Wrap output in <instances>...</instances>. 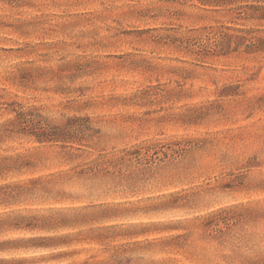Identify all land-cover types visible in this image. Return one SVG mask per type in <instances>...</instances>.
Wrapping results in <instances>:
<instances>
[{"label": "rangeland", "instance_id": "obj_1", "mask_svg": "<svg viewBox=\"0 0 264 264\" xmlns=\"http://www.w3.org/2000/svg\"><path fill=\"white\" fill-rule=\"evenodd\" d=\"M219 9L198 0H0V60L15 61L14 73L0 75V115L13 113L24 98L46 89L37 83L44 70L34 66L36 58L43 60L52 50L72 44L97 49L87 56L81 53L74 66L96 77V107L117 122L139 127L133 109L149 92L161 96L160 112L169 101L183 108L178 117L160 121L175 139L141 141L130 152L144 154L157 168L130 181L92 176L93 206L42 187L54 169L40 166L36 149L52 143L29 135L0 143V156L18 157L19 166L0 176V185H6L0 190V218L22 216V224H51L47 229L4 228L0 241L40 236L54 244L9 248L0 252L6 260L0 264H19L21 259V264H104V253L127 251L128 240L159 242L157 255L164 264H200L205 257L185 231L184 221L195 210L180 199L183 181L202 168L228 167L229 159L239 163L228 167L225 207L219 214L230 222L258 218L256 208L245 202L264 201L259 173L264 160V103L259 100L264 95V52L221 55L213 47H198L194 41L206 39L203 34L215 27L203 21ZM226 26L235 24L219 27ZM101 30L111 32V40L95 39ZM72 36L92 39L83 45ZM130 41L135 50H129ZM177 76L186 86L177 80L176 88L168 89V77ZM146 80L147 88L134 90ZM156 111L146 109L145 115ZM241 168L256 170L255 180L250 182ZM109 169L122 176L118 165ZM63 190L87 191L80 183L64 184Z\"/></svg>", "mask_w": 264, "mask_h": 264}, {"label": "clouds", "instance_id": "obj_2", "mask_svg": "<svg viewBox=\"0 0 264 264\" xmlns=\"http://www.w3.org/2000/svg\"><path fill=\"white\" fill-rule=\"evenodd\" d=\"M248 2L249 0H231L219 11H210L203 23L214 24L215 27L203 34L206 39L194 41L197 46L215 47L223 36L219 26L229 23L240 24L244 28H259L264 33V21H244L237 18V13L246 11L245 5ZM260 3L264 4V0H260ZM71 39L87 45L92 37L77 39L72 36ZM95 39L108 42L111 40V32L101 30ZM129 43L132 45L129 50H135V42ZM96 51L97 49L90 47L77 49L72 44L52 50L43 60L36 58L34 66L38 65L44 70L37 83L47 87L29 98H24L20 109L29 123L36 128H62L70 137L66 144L57 142L37 147L36 151L41 155L40 166L54 169L42 187L54 194L59 192L75 200H86L89 206L96 204L91 187L92 176L130 181L148 168H157L156 165L147 163V156L144 154L136 157L130 155V152L140 147L141 141L175 139L167 135L166 125L160 121L178 117L183 111V108L171 101L164 104V112L158 111L162 103L161 96L151 92L141 97L138 106L133 109L139 127L126 126L100 111L96 107L99 99L96 77L85 75L83 71L77 72L74 66L81 53L87 56L89 52L94 54ZM14 64L15 61L10 58L0 60V75L14 73ZM173 64L174 62L166 64L165 67ZM199 74L203 78L204 71L200 70ZM168 80L171 81L165 85L168 89H175L177 80L181 86H186L179 76L168 77ZM149 82L146 80L139 83L134 90L147 88ZM146 109L157 111L146 116ZM29 112L31 115H28ZM13 116L14 113L0 115V138L5 137L4 127ZM78 119L83 122L70 123ZM73 144H77V147H73ZM238 163L231 159L226 161L228 167ZM260 163L261 187H264V160ZM109 165H118L122 176H113ZM228 167L215 170L202 168L200 174L189 175L183 181L186 186L180 199L183 205L195 210L194 215L184 221L185 231L190 237L189 243L195 244L205 257L200 264H264V201L259 204L256 201L245 202L256 208L257 219L230 222V217L225 219L219 214L220 209L225 207L223 181L229 178ZM240 170L249 176L250 182L255 180L256 170ZM67 183H80L87 191L65 193L63 185ZM209 220L213 222L212 225L205 227ZM206 239H211V243L205 244ZM124 248L127 251L109 249L105 252L101 257L104 264H164L157 255L161 250L157 241L128 240L124 243Z\"/></svg>", "mask_w": 264, "mask_h": 264}, {"label": "trees", "instance_id": "obj_3", "mask_svg": "<svg viewBox=\"0 0 264 264\" xmlns=\"http://www.w3.org/2000/svg\"><path fill=\"white\" fill-rule=\"evenodd\" d=\"M202 5H209L221 8L230 3L231 0H198ZM246 11L243 13H237L238 19L244 21H264V4L260 3V0H249L245 5ZM218 10V9H214ZM219 31L223 33L222 39L219 43L213 47L217 54L225 55L233 52L242 51L246 54L251 53H262L264 52V33L259 28H244L240 24L235 26L219 27ZM234 37H240V39H234ZM264 103V95L259 99ZM22 107L18 109H11L14 116L9 123L4 127L5 137L0 138V143L4 142L9 138H13L16 135H29L33 136L39 143H64L70 139L66 131L62 128H48L38 129L34 125H31L28 121L27 116L23 111ZM31 115V112L28 113ZM81 120L71 121L70 123H78ZM18 157L15 156H0V176L3 174L18 169ZM6 187V185H0V190ZM20 219V220H18ZM23 217L17 216V220L14 218H0V232L4 228L13 229H34V228H46L51 227L48 222H43L41 225L37 224H22L21 220ZM48 238L40 236H29L26 238H14L0 241V252H4L9 248H20V247H32V248H46L51 247L54 244L47 242ZM19 243H27L23 246H18ZM11 244V246H8ZM6 261L4 258H0V263ZM21 264V260H17Z\"/></svg>", "mask_w": 264, "mask_h": 264}]
</instances>
